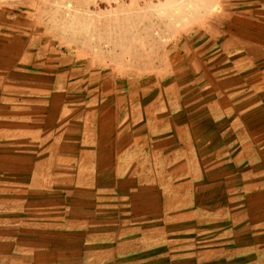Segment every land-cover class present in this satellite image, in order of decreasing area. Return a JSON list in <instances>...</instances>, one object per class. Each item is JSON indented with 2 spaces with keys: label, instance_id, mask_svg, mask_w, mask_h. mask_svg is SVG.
Wrapping results in <instances>:
<instances>
[{
  "label": "crops",
  "instance_id": "crops-1",
  "mask_svg": "<svg viewBox=\"0 0 264 264\" xmlns=\"http://www.w3.org/2000/svg\"><path fill=\"white\" fill-rule=\"evenodd\" d=\"M240 32L131 78L0 34V264H264V51Z\"/></svg>",
  "mask_w": 264,
  "mask_h": 264
},
{
  "label": "rangeland",
  "instance_id": "rangeland-1",
  "mask_svg": "<svg viewBox=\"0 0 264 264\" xmlns=\"http://www.w3.org/2000/svg\"><path fill=\"white\" fill-rule=\"evenodd\" d=\"M237 29L264 51V0H0V34L43 41L51 56L91 62L111 78L165 75L183 38L207 48Z\"/></svg>",
  "mask_w": 264,
  "mask_h": 264
}]
</instances>
